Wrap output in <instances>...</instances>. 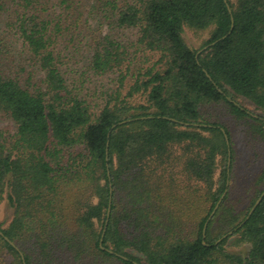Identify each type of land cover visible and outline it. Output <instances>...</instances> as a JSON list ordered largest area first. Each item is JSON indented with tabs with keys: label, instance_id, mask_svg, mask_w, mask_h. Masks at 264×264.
<instances>
[{
	"label": "trees",
	"instance_id": "16d2710c",
	"mask_svg": "<svg viewBox=\"0 0 264 264\" xmlns=\"http://www.w3.org/2000/svg\"><path fill=\"white\" fill-rule=\"evenodd\" d=\"M88 9L137 30L128 41L92 31L88 70L119 73L103 103L63 67L61 45L78 42ZM0 16L13 40L0 37V115L16 126L0 129V204L12 209L0 264H264V195L250 213L264 167L238 194L232 130L202 110L224 104L264 143V0H0ZM185 27L210 31L201 49ZM147 52L158 60L134 75ZM171 188L205 205L191 224L155 208Z\"/></svg>",
	"mask_w": 264,
	"mask_h": 264
},
{
	"label": "rangeland",
	"instance_id": "374dc122",
	"mask_svg": "<svg viewBox=\"0 0 264 264\" xmlns=\"http://www.w3.org/2000/svg\"><path fill=\"white\" fill-rule=\"evenodd\" d=\"M92 2V0H84V6L87 9L88 5ZM89 9L86 11V17L88 19V24H85V29L82 30V34L75 35L78 36V42H71L68 47H65L66 44H62L61 48L63 52L67 54V58L64 60V68H69L68 77L69 82L73 79V77L78 78V91H81L82 96H87L94 99L95 101L101 102L105 99L106 94L110 89L116 88L118 81V72L109 73L106 75H95L94 73L88 70V62L89 57L92 54L93 48L90 46L92 40V31H98L100 29L101 33H111L116 38L122 41L134 40L137 36V30L135 29H122V28H115L111 29L107 24H101L99 17H89ZM0 16V37H6L8 41L13 42L12 37L10 35L6 36L5 18ZM210 31H194L185 27L183 36L186 43L196 49L199 50L202 48L205 40L210 37ZM20 44L16 43L14 47V54L18 57L20 52ZM149 53V52H147ZM143 55V56H142ZM139 53L138 59L132 58L131 64V72L137 74L138 67H143L155 63L158 60V55L154 54H147ZM70 57V59H69ZM140 62H144L140 64ZM156 69L161 67V64H155ZM143 69V71H144ZM134 75L128 79V83L133 81L135 78ZM38 76H42V73L39 72ZM133 77V78H132ZM82 78V79H81ZM81 79V80H80ZM127 89L123 90V93H126ZM91 96H90V95ZM89 98V99H90ZM144 97L137 96L135 97L136 101H143ZM238 102L253 111H257L255 106L248 100H244L240 98ZM103 103V102H102ZM202 110L205 115L214 114L218 116L222 121L225 120L228 122L230 129L232 130V136L234 141L235 153H234V171L235 177L238 183L241 186V190L233 189V193L238 194L239 192L245 191L244 185L253 181L255 175L264 167V143L260 139L252 136L247 131V126L244 125L242 122L232 119L230 115H228V107L224 104H210L202 107ZM15 124L12 119L8 117H4L0 115V129L5 131L6 133H14L15 131ZM218 160L221 161V156H218ZM221 167H218L215 180H218L220 175ZM193 187L198 186V190H200L202 194L204 189L202 188V184H198L192 182ZM264 190V189H263ZM183 193L181 190L179 191L178 188H171L169 190H164L161 192V200L159 203L156 204L155 208L159 209L161 215L173 214L174 218H182L188 224H191L196 218L197 213L199 212V208L201 210L205 209V205L203 203L198 202L197 196L189 198L188 196L184 197L180 195ZM222 201V200H221ZM221 203V202H220ZM246 205V204H245ZM244 205V206H245ZM200 210V211H201ZM12 218V209L3 201L0 204V223L3 225H7ZM166 219V216L164 217ZM164 219V220H165ZM129 233H134L132 228H126ZM231 241V240H230ZM246 245L235 246V245H226V249L230 252L234 253H246L247 251Z\"/></svg>",
	"mask_w": 264,
	"mask_h": 264
},
{
	"label": "water",
	"instance_id": "95a60500",
	"mask_svg": "<svg viewBox=\"0 0 264 264\" xmlns=\"http://www.w3.org/2000/svg\"><path fill=\"white\" fill-rule=\"evenodd\" d=\"M225 1H227V0H225ZM227 6H228V9H229V12H231V8H230V6H229L228 4H227ZM232 23H233V18H232ZM232 28H233V24L231 25V29H232ZM207 47H208V45L204 46L203 49H205V48H207ZM200 51H201V50H200ZM200 51H199V52H200ZM125 122H126V120H123V121H120L119 124H122V123H125ZM114 126H115V125H114ZM222 130H223V132H224V135H225L226 141H227V143L229 144L228 136H227V134L225 133L224 129H222ZM228 163H229V162H228ZM225 193H226V191L223 193L222 197H221V198L218 200V202L216 203L215 208H214V210L212 211V213H211L209 219L212 217V215L214 214L215 210L218 208V206H219V204H220V202H221L223 196L225 195ZM263 195H264V190L262 191L260 197L257 199V201H256L255 205L253 206V208L251 209L250 213L252 212V210L254 209V207L260 202V200H261V198H262ZM109 212H110V207H109V209H108V214H109ZM207 222H208V221H207ZM207 222L205 223V226H204V229H203L204 231H205V228H206V226H207ZM233 231H234V230H231V231H229L228 233H226L225 235H223V237L220 238L219 241H220L221 239L227 237L228 235H230ZM6 238H7V237H6ZM101 241H102V239H101ZM101 241H100V242H101ZM12 243H13V242H12Z\"/></svg>",
	"mask_w": 264,
	"mask_h": 264
}]
</instances>
